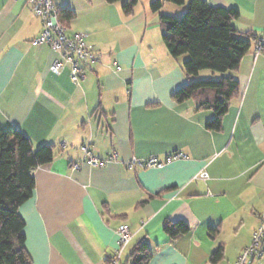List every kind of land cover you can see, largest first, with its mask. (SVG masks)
I'll use <instances>...</instances> for the list:
<instances>
[{
    "label": "crops",
    "instance_id": "0c3cea01",
    "mask_svg": "<svg viewBox=\"0 0 264 264\" xmlns=\"http://www.w3.org/2000/svg\"><path fill=\"white\" fill-rule=\"evenodd\" d=\"M152 1L139 0L126 17L122 3L54 0L59 11L75 14L68 34H87L98 54L94 71L75 84L69 65L60 75L51 72L57 52L32 45L42 22L28 0H0V128L54 148L53 161L33 171V196L19 209L32 264H108L122 225L132 240L121 264L143 241L153 255L149 264H211L221 246L219 264H236L260 225L264 53L256 47L264 0H205L238 10L236 31L257 37L234 75L239 93L219 131L206 127L213 111L173 100L190 81L183 70L188 57L172 58L157 38ZM83 145L101 159L116 153L117 160L91 167ZM175 154L186 158L166 162ZM151 158L163 165L128 167ZM202 173L208 178H198ZM167 221H184L190 232L172 240L163 230ZM254 264H264V256Z\"/></svg>",
    "mask_w": 264,
    "mask_h": 264
},
{
    "label": "trees",
    "instance_id": "16d2710c",
    "mask_svg": "<svg viewBox=\"0 0 264 264\" xmlns=\"http://www.w3.org/2000/svg\"><path fill=\"white\" fill-rule=\"evenodd\" d=\"M105 1L109 4L122 3V12L126 17H131L139 4V0ZM165 3L176 6L187 4V9L177 19L162 13ZM150 10L160 15L164 27L163 42L169 55L175 59L188 57L183 63V70L190 81L173 95V100L177 103L194 100L198 111H213L215 117L206 127L219 131L230 102L239 93L234 75L257 37L236 31L233 22L239 17L238 10L210 6L205 0H153ZM58 16L66 26L75 14L64 9L59 11ZM205 70L217 75V78L193 80ZM53 159L52 145L35 147L26 135L0 128V264H32L25 249V222L19 209L33 196V171ZM163 230L172 240L190 232L184 221H167ZM214 234L211 231V235ZM152 257L148 243L143 241L134 248L125 264H149ZM223 259L224 248L221 246L210 262L219 264Z\"/></svg>",
    "mask_w": 264,
    "mask_h": 264
},
{
    "label": "built area",
    "instance_id": "2783aa9c",
    "mask_svg": "<svg viewBox=\"0 0 264 264\" xmlns=\"http://www.w3.org/2000/svg\"><path fill=\"white\" fill-rule=\"evenodd\" d=\"M33 13L40 18L42 22V31L38 38H36L32 45L38 46L41 44L49 45L59 57L54 60L51 65V72L55 75H60L61 71L70 66V79L73 83L78 84L82 79L86 78L87 74L94 71L95 65L98 63L97 52L88 44L87 34L82 32H74L68 34V28L64 26L59 20V10L55 5L54 0H28ZM256 53H264V35L258 41ZM119 70L120 68L117 67ZM86 162L91 167H103L108 163L117 160V154L114 153L106 159H101L96 156L88 145L82 146ZM179 158H186L185 155L175 154L167 158L166 162L176 160ZM163 163L155 158L145 161L133 160L128 164L130 169L141 168H158ZM79 166L75 165L74 169ZM200 179H207L208 175L202 173L199 175ZM119 248L115 253L111 264H120L124 248L132 240V234L128 225H122L117 229ZM264 256V214L262 215L258 229L253 233L251 244L246 247L239 256L236 264H254L257 260Z\"/></svg>",
    "mask_w": 264,
    "mask_h": 264
},
{
    "label": "rangeland",
    "instance_id": "374dc122",
    "mask_svg": "<svg viewBox=\"0 0 264 264\" xmlns=\"http://www.w3.org/2000/svg\"><path fill=\"white\" fill-rule=\"evenodd\" d=\"M165 8L163 10V14L165 15H169V16H172L170 14H173L172 17L174 18H181L183 16L184 13H182V9L186 7L187 9V4L185 6H176L174 4H170V3H165ZM171 7V10H168L167 7ZM163 24L161 23L160 21V15H159V28H158V31H157V38L160 39L163 42V34H164V29H163ZM202 73H205V74H202ZM209 78H217V75H213L212 72L210 71H202L201 72V76H199V79L200 80H206V79H209ZM260 260V259H259ZM258 261V260H257Z\"/></svg>",
    "mask_w": 264,
    "mask_h": 264
}]
</instances>
